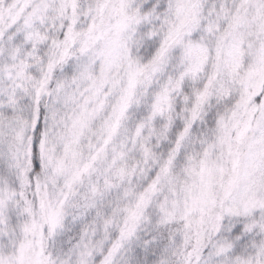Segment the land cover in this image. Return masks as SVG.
Wrapping results in <instances>:
<instances>
[{"label": "snow or ice", "instance_id": "6c2138e0", "mask_svg": "<svg viewBox=\"0 0 264 264\" xmlns=\"http://www.w3.org/2000/svg\"><path fill=\"white\" fill-rule=\"evenodd\" d=\"M0 264H264V0H0Z\"/></svg>", "mask_w": 264, "mask_h": 264}]
</instances>
